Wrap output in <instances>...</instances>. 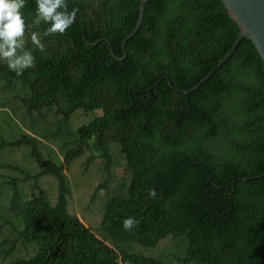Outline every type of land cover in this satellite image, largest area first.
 Here are the masks:
<instances>
[{"label": "trees", "instance_id": "trees-1", "mask_svg": "<svg viewBox=\"0 0 264 264\" xmlns=\"http://www.w3.org/2000/svg\"><path fill=\"white\" fill-rule=\"evenodd\" d=\"M138 5L68 0L75 23L43 37L44 52L29 40L33 68L17 75L0 62L7 125L6 109L17 107L21 123L36 130L50 117L55 132L73 135L56 166L33 136H0V156L26 145L39 173L56 181L51 191L35 174L26 188L0 180L10 185L0 187V232L8 225L13 234L8 246L0 239V264H264V64L243 37L216 66L240 32L220 0H145L115 59L110 48L123 56ZM34 8L27 0L25 39L46 27L35 24ZM97 109L70 128L74 112ZM85 150L102 172L91 198L103 192L88 223L69 209L63 173ZM126 217L138 222L130 231ZM167 239L172 250L156 251Z\"/></svg>", "mask_w": 264, "mask_h": 264}, {"label": "rangeland", "instance_id": "rangeland-1", "mask_svg": "<svg viewBox=\"0 0 264 264\" xmlns=\"http://www.w3.org/2000/svg\"><path fill=\"white\" fill-rule=\"evenodd\" d=\"M17 103L18 101L14 102L13 106ZM16 108L17 107H14V112H12L9 108L6 109V112L14 121V125L12 127L7 125V123L10 121L8 120V116H6L4 113H0V136L7 140H15L23 134L33 136L35 138L38 150L42 156L51 161L55 166L59 165L62 160L64 150L71 147V138L73 137L71 134L72 132L69 133V130L67 131L66 128L63 129L62 127L60 130L62 134L55 132L57 122L51 120L50 117L40 120L39 123H37L35 130L34 127L26 124L24 119L21 123L19 118L14 116V113L17 112L15 110ZM76 112H74L69 118L71 129H75L80 124L87 123L93 118V116L101 113L99 109L92 112L80 111V116ZM45 128L49 130L46 133V136H40L38 133H36V131H45ZM63 138H67L64 144L65 148H63L61 145ZM10 149L11 150L4 152L0 156V180L6 181L7 176H9V178L13 177L16 180L19 178L18 185L26 188L28 187L29 183L34 180L30 174H35V178L39 183V186H43L45 189L55 191L56 181L54 180L53 176L49 173L42 175L39 173V167L36 166L33 160L29 157V148L26 145L21 144L16 147H11ZM87 151L90 150H85L82 152L81 156L74 158L69 163L68 168H64L63 170V173L65 174V181L68 187V195L66 198L68 200V207L70 210L75 212L84 223H88V221L85 219L95 218L97 216V209L94 207V205L96 206V203L99 202L103 193L101 191L102 193L100 192V195H96L95 197L91 198L93 186H95L98 182L97 180L98 177H100L101 170H98V164L96 162L97 159H95L94 162L92 161L91 163H86L85 157L87 155ZM15 167H17V169ZM21 171H27L29 173L28 177L23 178V173ZM115 172L118 175L120 173V168H117ZM0 187H6L5 189L7 191L10 190V185L8 184L1 183ZM54 195L55 192L52 193L51 197L54 198ZM2 205L6 207L8 206L6 203H3ZM93 213L94 215H92ZM5 227L7 229L0 232V239L7 238L8 242L5 245L8 246L9 244H13L12 241H10V239L13 237V234L8 229V225H5ZM19 248V243L16 242L15 249ZM172 248V241L167 239L157 244L156 251L169 252L172 250Z\"/></svg>", "mask_w": 264, "mask_h": 264}, {"label": "clouds", "instance_id": "clouds-1", "mask_svg": "<svg viewBox=\"0 0 264 264\" xmlns=\"http://www.w3.org/2000/svg\"><path fill=\"white\" fill-rule=\"evenodd\" d=\"M27 0H0V62L7 68L22 75L35 66V56L30 43L40 52L45 51L43 37L63 35L75 23L78 9L69 10L68 0H35V24H44L43 33L31 31L25 39L27 18L23 9ZM149 196L155 198L156 190H149ZM138 222L133 217H126L123 227L130 231Z\"/></svg>", "mask_w": 264, "mask_h": 264}, {"label": "water", "instance_id": "water-1", "mask_svg": "<svg viewBox=\"0 0 264 264\" xmlns=\"http://www.w3.org/2000/svg\"><path fill=\"white\" fill-rule=\"evenodd\" d=\"M145 0H139L138 14L132 30L124 37L121 43L123 49V56L118 58L114 55L110 48V54L115 59H122L125 56L124 44L126 39L130 37L137 29L143 11V5ZM224 5L228 16L232 18L238 25L240 32L234 40L229 51L221 58L216 66H218L229 54L233 51L237 42L245 37L248 38L254 48L256 49L259 57L264 64V0H220ZM210 73H207V77ZM204 77V78H205ZM202 78L201 81L204 79ZM198 85H194L191 89ZM187 92V91H184Z\"/></svg>", "mask_w": 264, "mask_h": 264}]
</instances>
